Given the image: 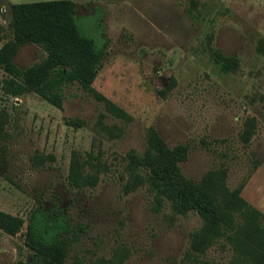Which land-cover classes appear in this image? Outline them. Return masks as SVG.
Wrapping results in <instances>:
<instances>
[{"label":"rangeland","instance_id":"1","mask_svg":"<svg viewBox=\"0 0 264 264\" xmlns=\"http://www.w3.org/2000/svg\"><path fill=\"white\" fill-rule=\"evenodd\" d=\"M41 1L54 0H0L6 40L7 4ZM70 1L82 29L108 45L92 84L102 98L77 83L61 108L36 92L10 96L0 66V211L65 218L76 235L66 264H229L225 239L198 251V211L168 199L153 210L136 157L155 132L184 147L186 180L239 190L264 227V0ZM45 58L26 44L13 62L25 70ZM26 226L0 230V264L33 260Z\"/></svg>","mask_w":264,"mask_h":264},{"label":"trees","instance_id":"2","mask_svg":"<svg viewBox=\"0 0 264 264\" xmlns=\"http://www.w3.org/2000/svg\"><path fill=\"white\" fill-rule=\"evenodd\" d=\"M7 7L11 38L5 39L0 25V66L9 75L3 81L5 94L18 97L36 92L61 108L64 88L77 83L88 94L102 98L92 84L108 45L105 41L99 44L82 29L73 1L7 4ZM26 44L39 46L46 58L21 70L13 59ZM185 150L181 146L171 150L155 132L148 140L144 155L136 157L149 172V183L155 192L153 210L161 211L168 199L185 211H198L205 221L197 248L202 256L225 239L233 251L229 264H264L263 215L241 198L239 190L217 192L205 182L196 185L187 181L179 165ZM26 223L24 242L34 257L32 261L17 264H66L76 236L66 219L51 217L41 208L34 209L27 222L0 211V230L10 236H17ZM201 263L208 264V261Z\"/></svg>","mask_w":264,"mask_h":264}]
</instances>
